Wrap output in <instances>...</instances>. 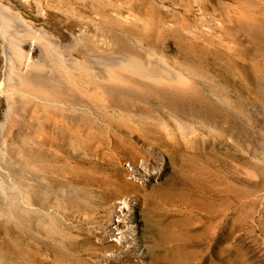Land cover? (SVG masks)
Wrapping results in <instances>:
<instances>
[{"label": "rangeland", "instance_id": "obj_1", "mask_svg": "<svg viewBox=\"0 0 264 264\" xmlns=\"http://www.w3.org/2000/svg\"><path fill=\"white\" fill-rule=\"evenodd\" d=\"M12 9L30 15L22 4ZM211 9L212 14L218 12ZM233 22V28L215 23L194 26L205 36L190 38L192 42L182 45L180 54L173 37H166L169 51L150 49L177 71L190 69L194 87H92L85 81L92 77L90 70L79 63L70 68L60 52L77 49L56 45L49 48L46 62L50 69L45 70V77L19 69L21 59L12 50L0 58V176L6 183L0 192L12 190L10 183L19 165L30 169L32 162L46 164L48 173L32 170V183L36 199L40 201L45 193L44 204L53 211L48 218L34 216L30 250L19 255L14 247L0 249V264H151V255L144 263L109 257L107 253L117 245L99 238L115 200L133 197L141 206L146 196L158 204L160 225L177 233L181 239L177 246L189 261H218V244L197 235L207 225L209 235L225 243L220 254L223 264H264V69L249 75L242 68L256 61L264 65V59L244 26ZM0 23L6 25L1 18ZM210 27L236 49L238 58L217 57L216 52L224 49L208 37L213 32ZM133 32L132 28L114 29L111 35L117 41L129 37L133 43ZM138 43L149 47L146 42ZM38 82L49 87H40ZM62 84L67 87H56ZM55 91L60 95L56 102L47 97ZM34 106L38 113L57 115L65 140L58 130H48L45 138L28 127L36 117ZM142 160L156 170L165 163L162 178L144 184L135 181L131 168ZM123 183L128 188L120 190ZM167 192L170 196L164 200L162 195ZM208 197L213 198L215 208L222 207L223 200L232 203L224 225L215 219L210 223ZM4 212L0 208V235L12 239V220ZM233 224L238 226L235 238Z\"/></svg>", "mask_w": 264, "mask_h": 264}, {"label": "bare ground", "instance_id": "obj_2", "mask_svg": "<svg viewBox=\"0 0 264 264\" xmlns=\"http://www.w3.org/2000/svg\"><path fill=\"white\" fill-rule=\"evenodd\" d=\"M247 1L248 4H243L244 1L241 0H0V18L6 22L5 26L0 23V58L3 57L4 59L12 50L17 54L18 59H21L17 66L19 69L29 74L44 75L47 73H44L45 70L49 68H47L48 64L46 62L49 48L56 45L61 49H77L74 53L64 50L60 52L70 68L75 67V63H79L90 70V74L96 80H93L94 77L93 79L92 77H86L85 81L92 84V87H176V89L177 87L179 89L181 87H194L196 83L194 82L195 79L191 77L192 75L190 76V69L187 72H179L175 66H172V63L168 64L164 56H156L150 49L159 48V50L167 51L169 40L166 41V37H173L174 42H176L175 51L180 54L183 49L182 45L192 42L190 38L205 36L198 33V30L195 31L194 26H207L208 23L209 25L215 23L223 26L230 25L233 28L232 23L234 24L233 21L236 20L244 26L249 40L253 44L259 45L257 50L264 59V0ZM16 4H22L30 15L25 16V14L12 9ZM212 7H215L218 12L215 14L210 13L209 10H212ZM127 28L134 30L133 35L136 39L133 43L130 40L128 41L129 37L128 39L126 37L127 41L113 40L112 30ZM212 31L208 33V37L219 48L224 49V51L216 52L217 57L229 61V57L238 58L239 55L236 49L233 50V46L215 33L214 29ZM141 41L146 42L149 47H142L138 43ZM242 68L249 75L251 73L261 74L264 65L256 61L254 64L251 63V67L243 64ZM13 71L15 72V70ZM30 78L27 80L33 84ZM26 82L28 83V81ZM46 82L38 83L40 87H49ZM31 83H28V87ZM37 86L35 83V87ZM31 87L33 86L31 85ZM56 87H67V85L63 86L62 84ZM96 90L98 91V89ZM104 91L107 92V89ZM184 91H186V88ZM58 92L62 91L59 90ZM45 94L47 93L45 92ZM47 95L49 100L52 97L51 99H54V101H59L60 95L56 91L49 92ZM51 101L54 103L53 100ZM53 109L55 110V108ZM33 110L36 117L30 120L28 127L34 133L46 138L48 132H50L48 130L54 129V131L58 130L65 140L64 129L59 126L61 122L58 123L57 115H51L55 113L52 112L50 115H47L46 112L38 113L36 107ZM19 166L17 164V167H19L17 177L15 175L10 183L12 190L0 192V208L6 209V212L2 215H9L12 220L9 229L12 239H2L0 235V249L10 251L11 247H14L15 251L13 252L20 255L21 252L30 250L31 226L34 216L48 218L50 214L53 215V211L52 208H47L45 205V193L42 194L40 201L36 199L35 187L32 183V170L40 169L48 173L47 165L32 162L29 165L30 169ZM165 168V163H162L156 170L142 160L138 164L132 165V177L142 184L155 182L162 178ZM3 185L6 186V183L0 176V186ZM127 188L128 185L123 183L120 190ZM108 189L106 187L104 192L105 196L109 197L111 193ZM169 196L170 192H167L162 195V198L167 200ZM212 199L206 204L210 207V223L215 219L216 224H219V226L224 225L228 213L233 210V205L228 200H223L224 205L222 207L218 205L220 208H215ZM137 201L133 197H125L115 200L111 207L109 222L99 233L101 242L117 245L114 250L112 248L111 251L107 250L109 251L107 255L119 259V261L136 260L144 263L151 255V264H196L192 259L189 261L184 250L177 246L181 240L177 233L175 234L174 230L169 231L168 228L160 225L158 221L160 216L158 214L159 206L152 197H144L141 206L138 205ZM108 208L110 209V207ZM56 216L54 212V219ZM236 221L234 218L235 223ZM172 224L169 222L168 226H172ZM202 229L197 235L204 236L207 242H216L220 249L218 261H214L212 264H223L224 258L220 254L225 243L223 244L214 234L210 236L207 225ZM231 229L232 238H235L238 231L237 224H233ZM145 241L148 243L147 245ZM154 249H157V254H154ZM160 250L162 254L159 253ZM1 262L3 261L1 260Z\"/></svg>", "mask_w": 264, "mask_h": 264}]
</instances>
